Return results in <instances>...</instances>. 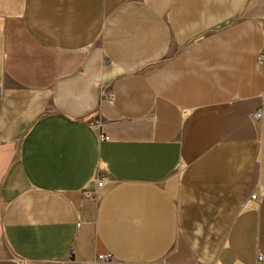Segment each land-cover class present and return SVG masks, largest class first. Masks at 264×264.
I'll return each mask as SVG.
<instances>
[{"label":"crops","instance_id":"0c3cea01","mask_svg":"<svg viewBox=\"0 0 264 264\" xmlns=\"http://www.w3.org/2000/svg\"><path fill=\"white\" fill-rule=\"evenodd\" d=\"M261 53L264 0H0V264H264Z\"/></svg>","mask_w":264,"mask_h":264},{"label":"built area","instance_id":"2783aa9c","mask_svg":"<svg viewBox=\"0 0 264 264\" xmlns=\"http://www.w3.org/2000/svg\"><path fill=\"white\" fill-rule=\"evenodd\" d=\"M259 60L260 62H262L264 60V54L261 53L259 55ZM1 94V91H0ZM253 118L256 119H262L264 117V93H263V97H262V103L260 105V107L252 114ZM95 124H99V121H96ZM104 184V178L98 179L97 181V186L101 187ZM88 197H92V192L91 191H87L86 192ZM264 197V184H259L258 187V191L252 194V198L256 199H262ZM113 258L111 253H106V254H101L99 255V259L100 260H107V261H111ZM259 259H262V256H259Z\"/></svg>","mask_w":264,"mask_h":264}]
</instances>
